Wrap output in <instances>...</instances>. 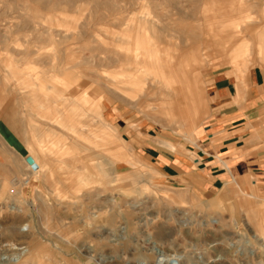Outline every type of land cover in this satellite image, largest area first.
<instances>
[{"label": "rangeland", "instance_id": "obj_1", "mask_svg": "<svg viewBox=\"0 0 264 264\" xmlns=\"http://www.w3.org/2000/svg\"><path fill=\"white\" fill-rule=\"evenodd\" d=\"M263 11L264 0H0V87L28 121L20 139L0 118V264H154V247L180 264H264V194L241 179L170 184L140 151L191 141L213 67L264 69ZM34 124L53 132L41 141Z\"/></svg>", "mask_w": 264, "mask_h": 264}, {"label": "crops", "instance_id": "obj_2", "mask_svg": "<svg viewBox=\"0 0 264 264\" xmlns=\"http://www.w3.org/2000/svg\"><path fill=\"white\" fill-rule=\"evenodd\" d=\"M260 49L264 61V45ZM210 75L209 91L198 117L201 125H191V141L180 140L175 143V148L171 140L165 145L141 140L140 151L160 169L170 184L212 190L228 181L241 179L249 181L255 190L264 194V69L258 65L246 69L219 64L212 68ZM9 86L0 87V118L12 136L25 138L28 121L13 104L12 97L8 102ZM166 103L164 101L163 106L170 107ZM172 103L176 105V101ZM43 111L39 117L45 120ZM56 112L58 114L59 110ZM52 119L60 124L56 118ZM32 127L41 141L53 132L52 128H41L36 124ZM59 138L56 133L51 145L56 146ZM52 146L47 147L48 152L53 150ZM5 153L6 150H0L1 157ZM32 160V166H35V157Z\"/></svg>", "mask_w": 264, "mask_h": 264}, {"label": "bare ground", "instance_id": "obj_3", "mask_svg": "<svg viewBox=\"0 0 264 264\" xmlns=\"http://www.w3.org/2000/svg\"><path fill=\"white\" fill-rule=\"evenodd\" d=\"M27 228H28L27 224L23 226V230H27ZM154 249L156 253V260L154 264H180V261H181L180 255H176V254L166 255L163 252V250H161L160 248L154 247ZM24 253H25V249L17 253H14L13 255L15 256L13 258H9L8 262L17 263L20 257L22 256V254ZM139 264H149V263H147L146 261H140Z\"/></svg>", "mask_w": 264, "mask_h": 264}, {"label": "water", "instance_id": "obj_4", "mask_svg": "<svg viewBox=\"0 0 264 264\" xmlns=\"http://www.w3.org/2000/svg\"><path fill=\"white\" fill-rule=\"evenodd\" d=\"M25 160L28 162V163H32V158L30 156H26L25 157Z\"/></svg>", "mask_w": 264, "mask_h": 264}]
</instances>
